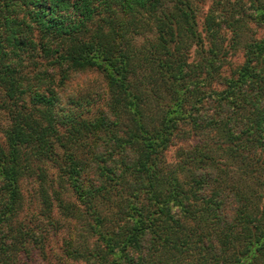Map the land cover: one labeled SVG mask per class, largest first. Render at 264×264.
Instances as JSON below:
<instances>
[{"label": "trees", "instance_id": "trees-1", "mask_svg": "<svg viewBox=\"0 0 264 264\" xmlns=\"http://www.w3.org/2000/svg\"><path fill=\"white\" fill-rule=\"evenodd\" d=\"M195 2L0 0V264H264V0Z\"/></svg>", "mask_w": 264, "mask_h": 264}, {"label": "rangeland", "instance_id": "rangeland-1", "mask_svg": "<svg viewBox=\"0 0 264 264\" xmlns=\"http://www.w3.org/2000/svg\"><path fill=\"white\" fill-rule=\"evenodd\" d=\"M211 4V0H196L195 6L196 11L198 13V21L199 25H201L203 17L205 13L207 12L208 7ZM260 33V32H259ZM242 59L240 51H233L229 53L227 56L226 63L227 66L231 67L235 63L240 62ZM71 81L73 82V86L76 90H78L79 94L82 95H90L94 99H97V101L94 103V105L100 101L99 97L103 95L104 88L102 85V79L100 75H98L96 72L89 71L86 73H80L79 75H75V77H72ZM70 88V86H69ZM71 90V89H70ZM174 147H170L166 153V158L168 160L173 159L174 157ZM23 192L26 197V203L27 207L29 209L35 208L34 203V195L32 189L34 187V184L30 180H26L23 182ZM67 231V227H66ZM64 233L61 234H54L53 240H51L50 245L46 248L45 251H39L37 249H33L30 254H23L21 255V258L24 260L29 261L32 264H60L62 261L66 264H78L74 261H67L64 260V257L61 255L60 251V244L61 239Z\"/></svg>", "mask_w": 264, "mask_h": 264}]
</instances>
